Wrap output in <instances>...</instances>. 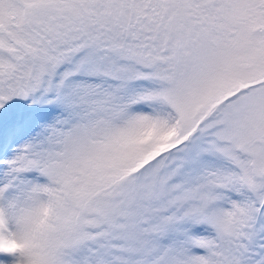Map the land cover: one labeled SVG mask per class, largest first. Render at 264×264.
<instances>
[{
    "label": "snow or ice",
    "instance_id": "obj_1",
    "mask_svg": "<svg viewBox=\"0 0 264 264\" xmlns=\"http://www.w3.org/2000/svg\"><path fill=\"white\" fill-rule=\"evenodd\" d=\"M0 264H264V0H0Z\"/></svg>",
    "mask_w": 264,
    "mask_h": 264
}]
</instances>
